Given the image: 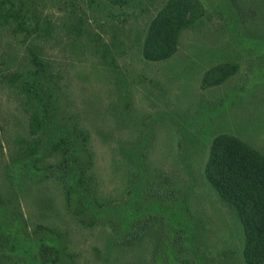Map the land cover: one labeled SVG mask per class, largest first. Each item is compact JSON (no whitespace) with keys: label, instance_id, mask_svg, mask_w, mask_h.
<instances>
[{"label":"trees","instance_id":"16d2710c","mask_svg":"<svg viewBox=\"0 0 264 264\" xmlns=\"http://www.w3.org/2000/svg\"><path fill=\"white\" fill-rule=\"evenodd\" d=\"M63 1L69 14L59 30L69 39L75 54L80 51L84 55L89 50L112 71L126 69L120 66V58L128 55L140 62L172 58L178 52L182 33L206 14L200 0H168L150 14L143 30L138 0ZM49 2L0 0V84L14 91L28 120L25 134L14 139L10 156L0 133V264H78L67 246L59 248L32 238L22 201L36 180L59 184L66 205L74 204L73 215L82 226L103 230L109 226L111 237L105 239L109 256L102 257L104 264H123L125 255L144 248L149 253L146 264H264V152L237 136L218 134L211 139L202 161L201 179L215 192L218 203L229 208L241 223L244 243L240 242L238 252L214 253L204 247L207 237V245L216 243L199 220L202 210L189 196V176L151 166L149 148L142 154L135 152L142 143L140 138L119 143V159L130 166L121 169L119 194L103 195L94 171L90 134L77 121L71 127L66 123L63 76L45 55L44 47L31 41L54 38L55 24L44 13ZM229 3L232 20L242 22L245 34L251 31L249 23L255 14L238 6L236 0H231V6ZM82 4L87 9L80 14L77 8ZM232 6L238 8L237 16ZM143 11L141 8V15ZM91 12L99 14L94 19L102 16L101 22L112 27L110 39L106 31L90 28ZM103 24L100 28L105 27ZM127 27L128 42L119 38ZM5 32L12 35L13 42L4 39ZM258 32L264 36V30ZM20 41L22 55L16 49ZM237 70L239 65L234 62L214 67L204 76L202 88L221 86ZM126 179L128 184L124 186ZM48 231L62 236L53 228L48 227Z\"/></svg>","mask_w":264,"mask_h":264},{"label":"rangeland","instance_id":"374dc122","mask_svg":"<svg viewBox=\"0 0 264 264\" xmlns=\"http://www.w3.org/2000/svg\"><path fill=\"white\" fill-rule=\"evenodd\" d=\"M138 1L141 5L137 6V12L143 25L140 29L145 30L150 14H155L168 0ZM200 2L206 10L205 16L182 33L176 55L162 62H140L128 55L120 58V66L126 69L112 71L89 50L85 56L80 51L75 54L69 39L59 30L69 14L63 0H51L44 10L55 24L54 38L47 42L31 41L44 47L45 55L55 62L63 76L67 94L63 96V105L68 103L63 107L68 111L66 123L71 127L77 121L90 134L94 171L103 195L119 194L121 169L130 166L125 159H119V143L140 138L142 143L135 152L142 154L149 148L151 166L173 172L175 169L179 175L189 176V196L202 210L199 220L206 224L216 243L207 245V237L204 247L210 252L230 255L238 252L244 240L243 228L201 179L202 161L211 139L218 134L237 136L264 152V36L256 34L264 30V0H236L238 6L255 14L248 22L251 31L246 34L240 27L242 22L237 18L232 20L228 0ZM86 9L85 4L77 8L80 14ZM232 9L237 16L238 8L232 6ZM98 15L91 12L92 24L88 25L93 31H106L110 39L113 29L109 23L101 22L102 16L94 19ZM102 24L105 27L100 28ZM129 27L119 36L126 42ZM7 33L4 39L13 42L14 38ZM16 45L20 54H24L21 41ZM229 62L237 63L239 70L221 86L203 89L206 73ZM27 126L17 95L0 84V133L9 156L14 139L25 134ZM127 184L126 179L124 186ZM197 187L198 194H194ZM30 188L22 208L32 238L59 248L67 246L78 264H104L102 257L109 256L105 245L106 237L112 233L109 226L106 230L82 226L73 215L74 204L66 205L63 188L53 180L41 183L36 180ZM48 227L62 236L48 231ZM147 252L144 248L139 253L125 255L127 261L123 264H146Z\"/></svg>","mask_w":264,"mask_h":264}]
</instances>
